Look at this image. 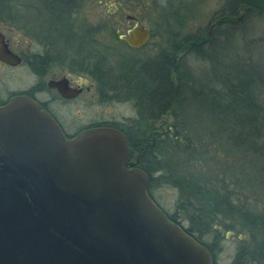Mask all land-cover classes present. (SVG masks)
<instances>
[{"label": "trees", "instance_id": "obj_1", "mask_svg": "<svg viewBox=\"0 0 264 264\" xmlns=\"http://www.w3.org/2000/svg\"><path fill=\"white\" fill-rule=\"evenodd\" d=\"M34 4L24 7H40L51 22L41 33L48 47L61 37L69 41L67 22L62 18L73 0H36ZM12 11V6L6 9L5 0H0V18L10 14L20 26L22 15L15 10L13 16ZM170 18L176 23L180 15L161 14L162 23L170 27L153 33L158 37L154 58H121L110 65L108 56L94 58L90 51L84 57V70L104 83L99 88L107 99L133 101L137 116L123 127L128 146L140 156L138 164L149 177L148 193L158 205L153 187L166 184L176 189L175 213L169 214L159 205L169 219L211 251L213 264L218 260L213 245L224 231L235 230L246 233L248 239L239 240L230 261L219 264H264V209L240 202L227 182L238 179L250 194L259 193L238 178L242 173H231L229 163L218 167L216 160L207 156L206 147L211 142L207 141L204 149L200 141L215 139L214 145L223 154L232 155L217 143L218 139H232L233 144L237 142V152L243 154L241 160L249 165L248 171L258 167L264 177V73L257 71L248 58L232 64L233 56L237 58L238 52L252 48L246 40L248 25L254 18L264 19V0H226L207 28L179 39ZM233 43L238 44L236 54L229 52ZM188 57L208 65L213 80L203 79V72L198 79L186 63ZM187 107L195 115L203 111L215 128L202 126L195 116L187 117ZM168 113L173 122L163 133L157 132L156 122ZM198 162L203 168L196 172L193 168ZM207 235L212 243L202 240Z\"/></svg>", "mask_w": 264, "mask_h": 264}, {"label": "water", "instance_id": "obj_2", "mask_svg": "<svg viewBox=\"0 0 264 264\" xmlns=\"http://www.w3.org/2000/svg\"><path fill=\"white\" fill-rule=\"evenodd\" d=\"M127 18L133 25L120 38L147 44L150 30ZM0 59L20 61L1 32ZM148 181L120 129L67 139L37 102L13 97L0 106V264H213L149 195Z\"/></svg>", "mask_w": 264, "mask_h": 264}, {"label": "rangeland", "instance_id": "obj_3", "mask_svg": "<svg viewBox=\"0 0 264 264\" xmlns=\"http://www.w3.org/2000/svg\"><path fill=\"white\" fill-rule=\"evenodd\" d=\"M36 0H5L6 9L10 6L13 7L12 15L14 16L15 10H18L23 19L19 21L20 26L15 23V19H11L10 14L4 15V21H0V29L7 33V36L12 45L18 51H25L27 48L32 51H38L48 45L45 42L40 43L39 38L42 36L41 33L45 31L48 24L51 23L49 17L46 16L43 10L36 6L37 9H29L24 5L32 4L35 5ZM226 0H83L82 8L80 11V20H82L89 28H96L97 26L102 27L95 32L94 39L96 46L99 48L101 54L108 56L109 64L114 65L118 60L125 57H133L137 60L143 58H154L158 49V37L153 36L150 41L138 51L130 50L127 45L118 39V34H124L129 28L128 16L134 17L135 21L140 22L152 33L160 34L163 28H168L162 23L161 14L177 13L180 15L179 21L175 23L174 19L170 18V25L176 32L179 33L177 36L179 39L187 34H192L198 30H202L208 27L212 16L224 5ZM15 11V12H14ZM8 19V20H7ZM11 19V20H10ZM20 20V19H19ZM131 20V25H133ZM30 25V26H29ZM22 26V27H21ZM24 26V27H23ZM24 28V29H22ZM40 32V34H39ZM41 39V38H40ZM252 48L246 52L240 51L237 53V43L231 45L229 52L238 54V57L234 59L233 66L237 64L240 59L248 58L255 69L261 70L264 73V19L254 18L248 25L247 39ZM93 46V44H92ZM93 46V47H96ZM93 47L90 50H93ZM97 49V48H95ZM70 52V50L68 51ZM232 56V53H231ZM187 65L197 75L199 79L200 73L202 78L211 79V74L208 65L200 62L197 59L188 57L186 59ZM59 70L63 72H70L64 66H58ZM261 73V74H262ZM209 74V75H208ZM15 83L13 87L18 86V82L23 79V82H29L28 76L25 74L14 73ZM24 76V77H23ZM74 76H80L79 73H74ZM201 78V79H202ZM213 80V77H212ZM91 81V80H90ZM89 81V83H91ZM197 84V83H196ZM20 85V83H19ZM198 86V85H197ZM88 103L87 106L83 105L82 102ZM67 114L71 119L78 118L77 114L83 113L84 120L91 121H110V122H122L126 125L135 118L136 109L133 101H117V99H108L106 104L98 105L97 96L93 91L84 93V95L68 105L66 108ZM203 111H198L197 115L191 112V109L187 107L185 115L189 118L194 117L198 119L202 126L215 128L216 124L211 121H207L206 114H202ZM173 122L171 114L164 115L159 121L156 122L157 132H162L167 129ZM199 122V123H200ZM160 133V135H162ZM215 139H200L205 149V143L211 142L208 150V157L211 156L216 160L218 167L220 164L229 163L231 173H242V176H238L256 189L259 195L264 196V177L260 176L258 167L252 171H248V164L241 160L243 154L237 152L236 144L226 139H216L217 143L221 145V149L232 153V155H225L215 146ZM264 141V139H262ZM215 166L213 165V168ZM201 162H198L194 166L193 170H202ZM158 174L153 175L156 177ZM228 181V180H226ZM228 188L236 191V197L240 202H247L250 206H256L257 209L263 211L264 209V198H258L256 194H250L243 184L237 179L234 183L227 182ZM153 197L159 203V205L169 214L175 213V204L177 199V191L172 186L163 184L156 185L151 189ZM258 195V196H259ZM246 240L248 236L246 233H239L235 231H224L220 241H216L213 245L214 253L217 257V264L227 263L232 258L236 247L239 244V240ZM206 243H212L213 239L210 235L202 238Z\"/></svg>", "mask_w": 264, "mask_h": 264}, {"label": "flooded vegetation", "instance_id": "obj_4", "mask_svg": "<svg viewBox=\"0 0 264 264\" xmlns=\"http://www.w3.org/2000/svg\"><path fill=\"white\" fill-rule=\"evenodd\" d=\"M82 4L83 0H73V6L66 10V15L62 18V20L67 22L66 28L69 41H64L61 37L62 39L58 38L54 40V42L52 41L54 45L48 48L46 46L38 51H32L29 48L25 51H18L14 45L11 44L7 33L0 29L9 50L16 54L20 60L17 64H9L0 59V106L7 104L13 97L27 96L37 102L43 110L52 116L67 139H71L90 128L100 126L115 127L125 134L123 127L126 125L122 124V122H89V120L82 119L83 113L81 115L77 114L78 118L71 119L66 111V108L70 103L77 101L84 95V93H89L90 91H93L96 94L98 105L106 104L108 100L104 92L99 88V86L104 83H100L99 78L98 81H96L88 71L84 70V57L88 56L90 51L94 58H104L105 55L101 54L99 48L95 45L96 41L93 38L96 34L95 32H98L102 27L97 26L96 28L98 29L89 28L83 20L78 22V20H80L79 15ZM0 21H4V18H0ZM131 27L132 25L129 24V28ZM45 30H47V28ZM127 30L121 35H125ZM121 35L118 34V39L124 42L132 51H138L146 45L145 44L139 48H133L120 38ZM153 36L154 35L151 32V38ZM40 38L38 39L39 42H45L46 45L47 41H44L41 36ZM92 44L96 47H93ZM91 47H93V50H90ZM69 50L70 52H68ZM145 59L152 58H143V60ZM140 60L143 61L142 59ZM58 66H64L70 72H63L57 68ZM17 72L21 75H27L29 78L28 81H30L25 83L23 82L24 80L21 79V81L18 82V86L15 88L13 87L15 77H13L12 74ZM74 73H79L80 76H74ZM89 81L91 83H89ZM58 87L65 90L69 96H63ZM82 104L85 106L88 105V103L84 101ZM129 150L130 160L135 162L136 167L140 168L138 164L140 156L133 150Z\"/></svg>", "mask_w": 264, "mask_h": 264}]
</instances>
